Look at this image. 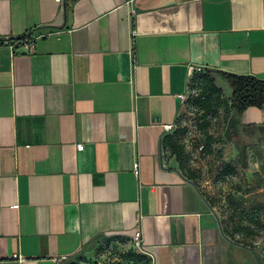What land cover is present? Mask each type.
<instances>
[{
  "label": "crops",
  "instance_id": "crops-1",
  "mask_svg": "<svg viewBox=\"0 0 264 264\" xmlns=\"http://www.w3.org/2000/svg\"><path fill=\"white\" fill-rule=\"evenodd\" d=\"M197 66L229 91L223 73L264 79V0H0V264L137 229L148 264H258L161 148ZM228 128L260 157L264 104Z\"/></svg>",
  "mask_w": 264,
  "mask_h": 264
},
{
  "label": "rangeland",
  "instance_id": "rangeland-1",
  "mask_svg": "<svg viewBox=\"0 0 264 264\" xmlns=\"http://www.w3.org/2000/svg\"><path fill=\"white\" fill-rule=\"evenodd\" d=\"M218 85L221 91L217 101L207 112L194 100L199 88L190 85L177 122L167 133L175 146L182 148L183 173L203 191L226 235L252 246L259 264H264V148L260 157L252 154L249 160L248 154L245 160L235 146L227 143L230 91ZM205 122L207 127H202ZM163 150L165 157L173 156L170 145ZM130 246L103 242L100 258L134 264L121 254Z\"/></svg>",
  "mask_w": 264,
  "mask_h": 264
},
{
  "label": "trees",
  "instance_id": "trees-1",
  "mask_svg": "<svg viewBox=\"0 0 264 264\" xmlns=\"http://www.w3.org/2000/svg\"><path fill=\"white\" fill-rule=\"evenodd\" d=\"M31 41L30 36H25L22 38H17L16 40H5L6 43H24V42ZM223 76L227 79L230 89V94L228 96L230 111L234 113L236 116L242 114V112L251 106L255 107H262L264 104V79L258 78L254 75H238V74H231V73H223ZM191 86H195L199 92L195 96V102L199 105L200 109L207 112L213 104L217 101L218 93L220 87H218L215 83V78L212 76L211 71L208 69H204L203 71L194 73L191 81ZM207 122L202 124V127H207ZM170 135L166 133L161 139V148L163 151L164 146H169L172 149L173 157H175L178 166L182 171V164H181V156H182V148H178L175 146L172 140H170ZM183 173V171H182ZM185 177L195 183L192 177L183 173ZM223 230V229H222ZM223 233L230 241L235 244H241L244 247H250L253 249L252 246H249L245 243L240 241L231 239L223 230ZM103 242H114L118 245L122 244H130L131 246L127 248V252H121L122 255H126L129 259L133 261L134 264H148L147 257L142 254L140 251L135 250L133 247L132 242L124 241V240H112V239H105L97 243L96 252L91 256H83L78 257L77 260L70 262L68 264H99L103 262L104 264H119V260H110L109 257L100 258L103 254H101L100 246ZM105 257V256H103ZM110 261H109V260ZM256 261L259 264L258 256L256 255Z\"/></svg>",
  "mask_w": 264,
  "mask_h": 264
},
{
  "label": "built area",
  "instance_id": "built-area-1",
  "mask_svg": "<svg viewBox=\"0 0 264 264\" xmlns=\"http://www.w3.org/2000/svg\"><path fill=\"white\" fill-rule=\"evenodd\" d=\"M25 43V47L28 49V50H32L33 49V42L32 41H29V42H24ZM10 46H14L13 43H9ZM205 68L201 67V66H197V67H191L190 68V72H189V83H188V86L186 87V91L184 93H182L180 95V98L182 100V102L185 101L186 97H185V93L188 94L190 92L189 90V87H190V81L194 75V73L196 72H200V71H203ZM174 124H171V125H168L166 126V130L169 131L173 128ZM76 148L77 150H81L83 148V145L82 144H77L76 145ZM202 148V146H200V149ZM141 231L139 229H137L134 234H133V240H134V247L138 250H142L141 248ZM61 259H65V256H62L60 258ZM99 264H104L103 262H100Z\"/></svg>",
  "mask_w": 264,
  "mask_h": 264
},
{
  "label": "flooded vegetation",
  "instance_id": "flooded-vegetation-1",
  "mask_svg": "<svg viewBox=\"0 0 264 264\" xmlns=\"http://www.w3.org/2000/svg\"><path fill=\"white\" fill-rule=\"evenodd\" d=\"M236 139L238 140V143L240 144V150L238 151V154L239 155H242L243 156V159L247 153V150H246V144L243 143V138L242 136H237ZM254 146V145H253Z\"/></svg>",
  "mask_w": 264,
  "mask_h": 264
},
{
  "label": "water",
  "instance_id": "water-1",
  "mask_svg": "<svg viewBox=\"0 0 264 264\" xmlns=\"http://www.w3.org/2000/svg\"><path fill=\"white\" fill-rule=\"evenodd\" d=\"M228 132H229V133H232V132H233V130H232V127H231V126L228 128Z\"/></svg>",
  "mask_w": 264,
  "mask_h": 264
}]
</instances>
